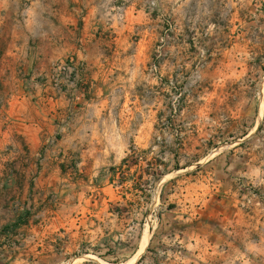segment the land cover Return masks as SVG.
I'll use <instances>...</instances> for the list:
<instances>
[{
    "label": "rangeland",
    "instance_id": "rangeland-1",
    "mask_svg": "<svg viewBox=\"0 0 264 264\" xmlns=\"http://www.w3.org/2000/svg\"><path fill=\"white\" fill-rule=\"evenodd\" d=\"M0 264H264V0H0Z\"/></svg>",
    "mask_w": 264,
    "mask_h": 264
},
{
    "label": "crops",
    "instance_id": "crops-1",
    "mask_svg": "<svg viewBox=\"0 0 264 264\" xmlns=\"http://www.w3.org/2000/svg\"><path fill=\"white\" fill-rule=\"evenodd\" d=\"M28 211H24L16 216L14 219V226L17 228L21 226L22 224H25V215L27 214Z\"/></svg>",
    "mask_w": 264,
    "mask_h": 264
},
{
    "label": "trees",
    "instance_id": "trees-1",
    "mask_svg": "<svg viewBox=\"0 0 264 264\" xmlns=\"http://www.w3.org/2000/svg\"><path fill=\"white\" fill-rule=\"evenodd\" d=\"M130 156H133V159H134V156H135V159H134V161H136V158L139 156V153H138V151H133V153H132V155H130ZM130 156L129 157H126V158H124L123 159V163H127L128 161H130Z\"/></svg>",
    "mask_w": 264,
    "mask_h": 264
}]
</instances>
